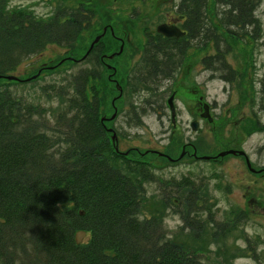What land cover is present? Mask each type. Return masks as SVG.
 I'll list each match as a JSON object with an SVG mask.
<instances>
[{"label": "trees", "instance_id": "1", "mask_svg": "<svg viewBox=\"0 0 264 264\" xmlns=\"http://www.w3.org/2000/svg\"><path fill=\"white\" fill-rule=\"evenodd\" d=\"M9 1L0 0V264H202L168 238L163 219L141 217L149 197L146 184L159 181L162 205L187 225L200 186L181 193L182 185L170 180L176 190H167L169 185L153 171L156 165L117 153L100 122L101 95L90 97V69L43 87L50 98H59L60 108L31 101L2 82L47 45L74 43L85 21L90 27L96 8L81 3L70 12L59 7L44 17L26 7H10ZM212 1L218 24L210 15ZM212 1L189 0L190 6H184L188 34L182 42L149 36L144 59L151 61V73L136 81L156 84V70L164 69L157 64L161 53L173 59L163 72L169 76L189 48L212 42L217 47L207 58L212 70L229 68L219 28L234 39L261 38L256 15L261 0ZM95 49L98 55L96 47L88 56H96ZM79 230L88 231L89 241L77 242Z\"/></svg>", "mask_w": 264, "mask_h": 264}, {"label": "rangeland", "instance_id": "2", "mask_svg": "<svg viewBox=\"0 0 264 264\" xmlns=\"http://www.w3.org/2000/svg\"><path fill=\"white\" fill-rule=\"evenodd\" d=\"M176 1L181 0H10V7H26L44 17L59 7L70 12L81 3L85 7L93 4L96 14H92L90 27L83 23L74 43L47 45L20 63L12 72L16 78L8 76L2 82L31 101L60 108L59 98H50L43 87L63 84L67 76L90 69L94 75L90 97L101 95L100 122L107 130L117 128L119 134L112 146L128 152L129 159L156 165L153 171L162 183L169 185L176 180L174 185H182L181 193L200 186V196L194 198L197 204L191 209L194 216L190 215L187 225L179 213L162 205L159 198L164 185L159 181L146 184L149 197L143 201L141 217L163 219L168 238L198 256L202 264H264V0L256 9L261 22L259 40L234 39L219 28L225 39L221 49L230 69L212 70L207 60L217 52L212 42L206 48H190L176 80L170 84V79L165 81L164 86L173 87L170 90L169 86L127 77L128 65L144 59V44L157 33V24L175 9ZM132 6L137 8L133 14L128 13ZM214 8L212 1L210 15L218 24ZM96 47L98 55L95 49L96 56H88ZM113 67L119 70L117 80L110 78ZM224 75L233 78L230 81ZM173 90L178 91L176 127L170 121L167 103ZM201 96L212 106L214 120H199L200 127L194 130L191 122L198 114L189 107L198 109ZM161 106L165 110L157 112ZM107 139H112V133L107 132ZM185 144L190 154L185 152L181 159L172 160L182 156ZM229 149L244 150L256 170L242 154L218 156ZM165 153L170 160L161 156ZM202 155H216L218 160ZM167 190L176 189L169 185ZM79 231H85L79 235L80 243L89 241L88 231Z\"/></svg>", "mask_w": 264, "mask_h": 264}, {"label": "flooded vegetation", "instance_id": "3", "mask_svg": "<svg viewBox=\"0 0 264 264\" xmlns=\"http://www.w3.org/2000/svg\"><path fill=\"white\" fill-rule=\"evenodd\" d=\"M141 1H147V0H141ZM88 4H91V3H88ZM174 6H175V9L173 10V11H169L166 15H167V18L165 19V20H163V21H161V23H159V24H157V29H156V32L157 33H155V35H150V36H155L156 38H158V36H163L162 38H166V39H174V41H176V42H178V43H180V42H182V40L185 38V36L187 37V34H188V29H187V26H186V24H187V21H188V13H186L185 11H184V6H190L189 5V0H181V1H176L175 3H174ZM136 7L135 6H132L131 7V10H129L128 11V13H131V14H133V13H135V11H136ZM137 12H139L138 10H137ZM175 12V13H174ZM93 14H96V11H93ZM132 16V15H131ZM161 24H165V25H167V26H170L171 28H175V27H177L178 28V30H179V32L181 33L180 34V36H167V35H165L164 33H162V32H160V31H158V27L161 25ZM107 29L108 28H106V31H107ZM149 40V39H148ZM122 41V46H121V49L123 50L124 49V47H125V44H124V42H123V40H121ZM148 42V41H147ZM146 42V43H147ZM146 43L144 44V46L146 45ZM189 50H190V48L188 49V52H189ZM143 52H144V50H143ZM188 52H187V55H188ZM162 55L160 56V58L159 59H157V64L159 65V66H163L164 67V69L163 68H160V69H158V70H156V84H158L159 86H161V87H168L169 86V84L170 83H172V82H174L176 79V77H177V74L179 73V70H180V68L182 67V65H184V63L187 61L186 59L187 58H184L183 59V62H181V64H179L178 66H176L175 67V69L173 70V72H172V74L171 75H169V76H163V72H166L167 70V68H165V66H169L168 65V63L169 62H172V60L173 59H169L168 57H165V56H169V55H167V54H165V53H161ZM187 55H186V57H187ZM160 60V61H159ZM170 60V61H169ZM205 61V59H200V61L199 62H204ZM149 64H151V61H148L147 60V58H145V59H143V60H141L139 63H132V64H130V65H128V68L126 69V76L127 77H129L130 75H131V77H132V79L133 80H135L136 81V79L139 77V76H141V75H143L144 76V74H149V73H151V71H149L148 72V65ZM207 69H209V67L207 66ZM132 70H134L133 71V73H132ZM118 72H119V70L117 69L116 70V68L115 67H113V69H112V76L110 77L112 80H117V74H118ZM116 74V75H115ZM133 74V75H132ZM160 77H159V76ZM163 76V77H162ZM130 77V78H131ZM170 79V82H169V84H167V86H164V84L166 83L165 81H167V80H169ZM140 82H143L142 80L140 81ZM155 84V85H156ZM121 85V84H120ZM122 86V88H123V85H121ZM173 87H170L169 86V90L170 89H172ZM119 91H121V90H119ZM123 91V90H122ZM177 90H173V92H172V94L169 96V98H168V101H167V103H168V105H169V110H170V113H171V115H169V118H170V121L172 122V125H174V127H176L177 126V106H176V104H175V97L177 96ZM173 96V103H174V107H175V112H176V114H175V120L173 119V117H172V109H171V105H170V103H169V99L171 98ZM199 108L198 109H196L195 108V106L193 107V106H190L189 107V109H190V111L191 112H193V113H195V114H198V118H195V119H193L192 120V122H191V126H192V128H193V125H194V123H195V125H197V128L196 129H194V130H198L199 129V127H200V121H203V120H208V121H213L214 120V118H213V116H212V113H211V108H212V106L209 104V103H207L206 101H204V97L203 96H201L200 98H199ZM152 108H156L155 106H152ZM163 110H165V107H163V106H161L158 110H157V112L158 111H161L160 113H162L163 112ZM160 119H161V121H162V115L160 114ZM200 120V121H199ZM162 123H163V121H162ZM118 130H119V128H118ZM108 132L109 133H112V136L114 135V134H116L117 135V139H116V141H113V142H117L118 141V138H119V134H118V132H117V128H115V127H109V130H108ZM166 132H168V131H166ZM112 140V139H111ZM191 144H190V147H193L194 149H195V145L192 143V142H190ZM113 145H114V143H113ZM115 147H116V145H114ZM184 150V151H183ZM183 150H182V153H181V155L182 156H179V158L177 159V158H175V159H172V160H179V159H181L182 157H184V153L185 152H188L187 150H186V144H185V147L183 148ZM117 153H121V154H124L125 156H128V154H126V153H124V151H122V150H120V148H119V146H118V150H117ZM166 154V153H165ZM190 154V152H188V155ZM167 155V154H166ZM161 155V156H165L167 159H169V156L167 155ZM231 155H239V154H231ZM171 156V155H170ZM194 156L195 157H198V155H195V152H194ZM202 156H207V155H202ZM211 156V155H210ZM216 155H213V156H211L212 158H210V160L212 161V160H218V158H216L215 157ZM240 156H243L244 158H245V160H247L246 159V156H244V155H240ZM248 157H249V159H250V163H251V165L253 166V162H252V160H251V158H250V156L248 155ZM170 158H172V157H170ZM170 160V159H169ZM171 160V161H172ZM254 167V166H253ZM261 168H263L264 169V167H261ZM261 168H259V169H261ZM258 169V170H259ZM261 174H264V173H261ZM175 201L176 202H179V198H175Z\"/></svg>", "mask_w": 264, "mask_h": 264}, {"label": "water", "instance_id": "4", "mask_svg": "<svg viewBox=\"0 0 264 264\" xmlns=\"http://www.w3.org/2000/svg\"><path fill=\"white\" fill-rule=\"evenodd\" d=\"M158 31L164 33V34L167 35V36H180V34H181V33L179 32V30H178L177 27H175V28H171L170 26H167V25H165V24H161V25L158 27ZM99 39H100V36L97 37V38L95 39L94 43L97 42ZM94 43L92 44L91 47H93ZM14 77H15V76H13V75H10V76H9L10 79H11V78H14ZM15 78H16V77H15ZM169 103H170V105H171V109H172V117H173V119L175 120V114H176V112H175V107H174V103H173V96L169 99ZM193 128H195V129L197 128V125H195V123H194V125H193ZM112 139H113L114 141H116V139H117V135L114 134V135L112 136ZM116 149L118 150V146H116ZM127 153H128V152H127ZM237 153L242 154V155H246L244 150H238V151H237V150H234V149H229V150H226V151H222V152H220L218 156H225V155H227V154H237ZM215 157H216V156H215ZM202 158L210 159L211 156H210V155H207V156H203ZM246 159H247V162H248V165L250 166V168H251L252 170L255 171L256 169H255L254 167L251 166V163H250V159H249V157L246 156ZM84 232H85V231H79V232L77 233V235H76V239H77V242H78V243H80V241L78 240V238H80V237H79L80 233H84Z\"/></svg>", "mask_w": 264, "mask_h": 264}]
</instances>
